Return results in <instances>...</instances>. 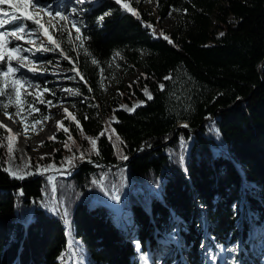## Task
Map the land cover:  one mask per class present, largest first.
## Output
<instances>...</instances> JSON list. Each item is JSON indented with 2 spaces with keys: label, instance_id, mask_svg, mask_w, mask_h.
<instances>
[{
  "label": "trees",
  "instance_id": "obj_1",
  "mask_svg": "<svg viewBox=\"0 0 264 264\" xmlns=\"http://www.w3.org/2000/svg\"><path fill=\"white\" fill-rule=\"evenodd\" d=\"M80 21V53L52 39L86 102L30 158L80 165L14 179L0 154V264H264V0H157L156 18L89 0ZM115 55L138 73L108 109L96 69Z\"/></svg>",
  "mask_w": 264,
  "mask_h": 264
},
{
  "label": "rangeland",
  "instance_id": "obj_2",
  "mask_svg": "<svg viewBox=\"0 0 264 264\" xmlns=\"http://www.w3.org/2000/svg\"><path fill=\"white\" fill-rule=\"evenodd\" d=\"M32 2L33 0H5L0 3V9L8 13L7 18L32 17L31 20L24 19V26L28 31L22 34L20 40L15 41L14 46L19 51L12 53L14 59L9 60L5 51L4 59L0 60V65H3V71L0 72V93H3L0 95V154L4 159L5 172L14 179L24 178L35 172L48 174V172L57 171L53 162L38 164L34 168L30 158L49 155L52 149L61 145L62 141L59 140H54L47 146L43 143L57 133L58 121L71 120L72 115L78 108L82 109L81 106L86 102V100H80L81 95L76 89L78 78L76 69L70 67L71 62L65 58L67 57L65 53L58 49L53 39L50 42L48 37L54 34L63 41L68 50L76 54L80 53L83 40L80 16L83 5L89 3V0L83 4L76 3L75 0H56L48 5H42L39 2L36 8L32 7ZM118 5L129 10L131 8L145 10L154 18L157 16V0H120ZM73 8L78 9L79 14L72 16ZM57 13L69 18L60 20ZM2 15L3 13H0V16ZM157 19L158 25L168 33L175 24L176 14L168 11L163 18ZM36 20H39L44 27L41 28L39 24H36ZM211 24L214 25L215 22L211 20ZM9 25L11 24L5 23L3 27H0V31L6 34L12 31L14 26L9 29ZM5 40L7 41V36ZM5 47L11 49L13 45L6 43ZM43 48L49 50L43 51ZM25 49L27 51H24ZM25 57L27 59H24ZM18 62H22V66ZM9 67L17 70L5 77L3 72H7ZM29 68H32V71H29ZM96 72V87L100 103L108 109H112V105L117 103L115 100L118 89H124L125 85H129L138 73L137 70H131L124 65L117 55L112 57L106 67H100L96 69ZM17 79H20L21 83L13 87V82ZM25 81L28 83H24ZM29 84L38 87H29ZM143 95L149 99L145 90ZM48 101L52 103L48 104ZM142 104L141 101H136L119 108L131 113L132 111L129 112L127 109H135L136 105ZM4 105L7 107L5 108ZM106 119L112 120V116L109 115ZM99 122L104 125V118L101 117ZM181 125L183 124H179ZM9 147L12 149L11 152L8 150ZM115 222L118 225L119 219ZM123 222L126 227L124 219ZM121 226L123 227V224ZM126 231L129 240L132 234L129 229ZM152 264H159V261L153 258Z\"/></svg>",
  "mask_w": 264,
  "mask_h": 264
},
{
  "label": "snow or ice",
  "instance_id": "obj_3",
  "mask_svg": "<svg viewBox=\"0 0 264 264\" xmlns=\"http://www.w3.org/2000/svg\"><path fill=\"white\" fill-rule=\"evenodd\" d=\"M5 2V0H0V3H3ZM76 3H79V4H83L86 2V0H75ZM116 3H120V0H116ZM37 4H38V0H33L32 2V7L33 8H36L37 7ZM41 11H45L44 9H41ZM0 13H3L2 16H0V27H3V25L5 23H8V24H11V25H14V29L10 32H8L7 34L4 32V31H0V60H3L4 59V54H5V51H7V54H8V59L9 60H12L14 59V57L12 56V53L13 52H18L19 49H17L15 46H14V43L15 41H18L22 38V34L25 33L26 31H28V29L24 26V19H28V20H31L32 17L31 16H26L24 17L23 19L19 16H12L10 18H7L8 17V13L7 12H4L3 9H0ZM46 14H51V13H46ZM79 14V10L78 9H75L73 8L72 9V16H75ZM135 14V13H134ZM56 15L59 16V19L60 20H67L69 17L68 16H65V15H62L60 13H57ZM7 18V19H6ZM104 17H100V20H103ZM36 24H39V26L41 28H43L44 26L42 24H40L39 20H36L35 21ZM73 27H75V25H73ZM77 31H79V29H77ZM223 35V33L221 34ZM7 36V41L5 40V37ZM14 38V39H13ZM165 39H168L167 36L164 37ZM49 41L52 42V37L49 36L48 37ZM171 43V41H169ZM11 44L13 45V47H11V49H6L5 47V44ZM43 51H48L49 49L48 48H43L42 49ZM24 51H27V49H25ZM67 58V57H65ZM24 59H27L26 57ZM18 63H21V66H22V62H18ZM93 63L95 64L96 61L94 60ZM17 69H14L12 67H9L7 72H3L4 76L7 77L9 73H14ZM3 71V65H0V72ZM29 71H32V68H29ZM80 73L77 72V75H79ZM21 83V80L20 79H17L13 82V87H15L16 84H20ZM24 83H28L27 81H25ZM29 87H38V86H33L31 84H29ZM161 87H163V85H161ZM73 94H77V93H73ZM145 94L148 95V98L151 99L152 96L148 93V90L145 89ZM0 95H3V93H0ZM43 102V101H41ZM48 104H51L52 102L51 101H48L47 102ZM143 103V102H141ZM139 105H136V107H138ZM4 107L6 108L7 105H4ZM125 108H127V106H124ZM129 112L133 111L134 109H127ZM65 111H67V109H65ZM45 119H47V117H45ZM65 132H67V129H65ZM67 146V145H66ZM93 147H95V141H93ZM9 152L12 151L11 147H9ZM124 159H127V157H123ZM69 163H71V161H69ZM51 167V166H49ZM37 171H39V169H37ZM19 178H23V177H19ZM49 179H51V177H49ZM136 247L139 248L140 247V244L137 243L136 244ZM202 247H210V245H202ZM231 251V250H230ZM150 257L148 256H142L141 259L145 261V264H147V261ZM213 259H215V256L213 257Z\"/></svg>",
  "mask_w": 264,
  "mask_h": 264
},
{
  "label": "water",
  "instance_id": "obj_4",
  "mask_svg": "<svg viewBox=\"0 0 264 264\" xmlns=\"http://www.w3.org/2000/svg\"><path fill=\"white\" fill-rule=\"evenodd\" d=\"M80 165V164H79ZM78 165V166H79ZM78 166H76V167H74V168H69L67 171H65V172H63V171H52V172H48V174H50V175H53V176H56V175H60V176H68V175H70L72 172H74L75 170H76V168L78 167ZM41 175H43V174H41ZM53 194H55V188L53 187Z\"/></svg>",
  "mask_w": 264,
  "mask_h": 264
}]
</instances>
